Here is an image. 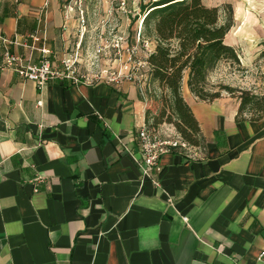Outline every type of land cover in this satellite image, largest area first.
I'll list each match as a JSON object with an SVG mask.
<instances>
[{
  "label": "crops",
  "instance_id": "0c3cea01",
  "mask_svg": "<svg viewBox=\"0 0 264 264\" xmlns=\"http://www.w3.org/2000/svg\"><path fill=\"white\" fill-rule=\"evenodd\" d=\"M233 8L225 41L249 66L264 0ZM74 14L59 0H0V32L25 62L44 47L62 70L87 41ZM182 83L205 147L162 155L148 179L136 136L154 106L144 86L62 77L38 87L0 69V264H261L264 117L235 121L237 98L200 101Z\"/></svg>",
  "mask_w": 264,
  "mask_h": 264
},
{
  "label": "trees",
  "instance_id": "16d2710c",
  "mask_svg": "<svg viewBox=\"0 0 264 264\" xmlns=\"http://www.w3.org/2000/svg\"><path fill=\"white\" fill-rule=\"evenodd\" d=\"M138 5L142 13L140 36L154 43L146 57L149 80L159 90L148 96L154 109L145 110L147 126L171 124L189 145L205 147L198 121L182 96L183 81L200 101L220 98L222 91L237 98L235 121L264 117V93L208 82L219 62L240 65L237 50L225 41L233 25L230 4L223 6L228 10L225 19L220 18L218 6H208L202 0H140ZM259 45L258 57L264 58V41Z\"/></svg>",
  "mask_w": 264,
  "mask_h": 264
},
{
  "label": "built area",
  "instance_id": "2783aa9c",
  "mask_svg": "<svg viewBox=\"0 0 264 264\" xmlns=\"http://www.w3.org/2000/svg\"><path fill=\"white\" fill-rule=\"evenodd\" d=\"M65 8V16H68V12H73L71 6ZM79 9V14L83 11ZM81 18V17H80ZM80 23V35L83 36L87 33L86 25L82 18ZM140 34V32H139ZM138 34V35H139ZM33 40L38 41L39 38L34 34L31 36ZM139 37V36H138ZM114 41L110 43L114 53L116 54V60L119 65L113 67L110 63V56H108L109 48L105 44H93L87 36L86 44L82 46L79 43L70 57L62 58L61 65L62 70L56 69L52 66L47 53L48 48H40L42 59L39 63L25 62L23 57L16 53H11L6 45L10 44L0 32V69L11 68L14 72H17L22 78L36 83L38 87L42 86L47 79L52 78H70L73 82L82 81L86 84H93L94 82H103L105 84H121L125 81L131 82L143 87L147 75L144 76V66L148 70L147 62L145 59H137L138 47L135 44H128L127 37L117 35L114 37ZM101 40V38H100ZM139 39H137L138 43ZM16 43V41H14ZM6 44V45H5ZM1 46L2 49H1ZM121 53L125 54L127 62L121 61ZM41 105V101L36 102ZM137 145L140 151V168L142 178L152 179L153 176H158L162 170L160 158L164 154H171L177 152L184 157L190 158L194 156L195 146L189 145L185 142L179 132L175 130L171 124H161L157 128L149 127L145 123L137 129ZM40 179L35 177L34 180ZM257 260L264 264V248L258 252ZM251 264V263H245Z\"/></svg>",
  "mask_w": 264,
  "mask_h": 264
},
{
  "label": "rangeland",
  "instance_id": "374dc122",
  "mask_svg": "<svg viewBox=\"0 0 264 264\" xmlns=\"http://www.w3.org/2000/svg\"><path fill=\"white\" fill-rule=\"evenodd\" d=\"M139 1L140 0H59V3L61 8L71 6L73 12L76 11V13H78V8L83 11L81 15L79 13L77 15L74 14L72 16V22L78 24L82 18L86 25L87 35L91 37V39H89L91 45H108L110 53L108 56L111 58L110 63L113 67H117L120 61H115L117 57L110 46L115 36L121 35L122 37H127L128 44L136 43L138 47L137 59L139 60L145 59L146 61V57L154 47L151 38H143L139 34L142 30V21L140 19L142 13L139 9ZM144 1L146 2L147 0ZM248 1L250 0H203L204 3L213 4L220 8L221 19H225V16L228 14L227 8L223 7L224 5L230 4L232 9H234L233 6L235 3H248ZM262 12L263 11L260 13ZM230 32L228 33V41H231L234 36L232 33L231 35ZM137 39H139L138 43ZM124 58L125 54L123 55V53H121V61ZM124 61L127 62V58H125L123 62ZM145 66L144 76L147 75V78L145 79L144 88H147L145 92L146 95L149 96L151 92L159 93L157 87H153L150 83L148 70ZM208 82L214 85L219 83L228 84L233 87L237 86L244 89H252L257 93H264V58L256 56L249 66H242L241 64L230 65L225 61H221L217 65V68L208 76ZM221 93L226 94L225 91Z\"/></svg>",
  "mask_w": 264,
  "mask_h": 264
}]
</instances>
